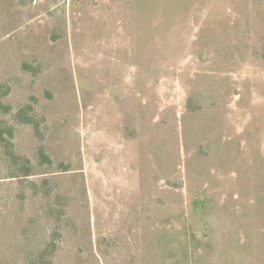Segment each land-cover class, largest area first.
Here are the masks:
<instances>
[{
  "label": "rangeland",
  "instance_id": "obj_1",
  "mask_svg": "<svg viewBox=\"0 0 264 264\" xmlns=\"http://www.w3.org/2000/svg\"><path fill=\"white\" fill-rule=\"evenodd\" d=\"M0 264H264V0H0Z\"/></svg>",
  "mask_w": 264,
  "mask_h": 264
},
{
  "label": "trees",
  "instance_id": "obj_2",
  "mask_svg": "<svg viewBox=\"0 0 264 264\" xmlns=\"http://www.w3.org/2000/svg\"><path fill=\"white\" fill-rule=\"evenodd\" d=\"M26 175V174H25ZM27 176V175H26Z\"/></svg>",
  "mask_w": 264,
  "mask_h": 264
}]
</instances>
